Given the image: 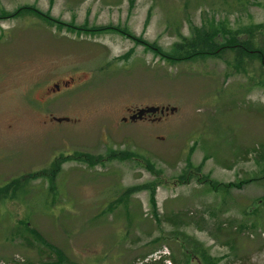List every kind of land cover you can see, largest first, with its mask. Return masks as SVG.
Wrapping results in <instances>:
<instances>
[{"label":"rangeland","instance_id":"rangeland-1","mask_svg":"<svg viewBox=\"0 0 264 264\" xmlns=\"http://www.w3.org/2000/svg\"><path fill=\"white\" fill-rule=\"evenodd\" d=\"M188 262L264 264V0H0V264Z\"/></svg>","mask_w":264,"mask_h":264},{"label":"trees","instance_id":"trees-1","mask_svg":"<svg viewBox=\"0 0 264 264\" xmlns=\"http://www.w3.org/2000/svg\"><path fill=\"white\" fill-rule=\"evenodd\" d=\"M208 34H210L209 32H207ZM208 34H201V37H195L194 39H191L190 41H183L181 43H177L175 44V51L173 52H178V53H185L186 56L185 58H188L190 55H211L210 54V49L208 48L206 49L205 46L206 45V41L209 40L208 38ZM205 46V47H204ZM235 47H240L241 45L236 43L235 41H231V47L228 48H234ZM223 48H227V47H221L220 49L216 48V50H214L213 52L217 51L220 52ZM251 49V48H250ZM220 50V51H218ZM250 50L247 49V47H242L238 49V51L236 52V56H239L241 53H249ZM261 52V51H260ZM259 58H263V55H261V53H258ZM156 264V263H153ZM189 264V262H188Z\"/></svg>","mask_w":264,"mask_h":264},{"label":"water","instance_id":"water-1","mask_svg":"<svg viewBox=\"0 0 264 264\" xmlns=\"http://www.w3.org/2000/svg\"><path fill=\"white\" fill-rule=\"evenodd\" d=\"M64 84V83H63ZM66 86V84H64ZM55 89L58 88L57 85L54 86ZM173 109H170L172 111ZM164 111H167V108H159V107H144L141 109H138L136 113H134L132 116L129 117V120H136V119H141L144 114H155V113H160L162 114ZM57 122H61L62 119L60 118H54ZM63 120L67 121L68 119L64 118ZM126 119L124 118L123 121Z\"/></svg>","mask_w":264,"mask_h":264},{"label":"flooded vegetation","instance_id":"flooded-vegetation-1","mask_svg":"<svg viewBox=\"0 0 264 264\" xmlns=\"http://www.w3.org/2000/svg\"><path fill=\"white\" fill-rule=\"evenodd\" d=\"M56 84H53V86H52V88L51 89H49L48 91H50V93H56V92H58L59 90H60V86L59 85H57L58 86V88L57 89H55L54 88V86H55ZM165 112V111H164ZM157 114H159V115H162V114H160V113H156V114H144V116H142V119H153V117L154 116H156ZM124 119V118H123ZM126 119V118H125ZM127 120V119H126Z\"/></svg>","mask_w":264,"mask_h":264}]
</instances>
